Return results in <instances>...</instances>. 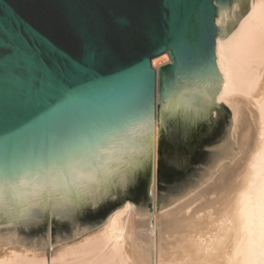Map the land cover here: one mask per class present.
I'll list each match as a JSON object with an SVG mask.
<instances>
[{
  "label": "water",
  "instance_id": "95a60500",
  "mask_svg": "<svg viewBox=\"0 0 264 264\" xmlns=\"http://www.w3.org/2000/svg\"><path fill=\"white\" fill-rule=\"evenodd\" d=\"M253 2L0 0V242L49 248L51 226L52 250L126 201L151 215L157 111V213L238 156L215 45Z\"/></svg>",
  "mask_w": 264,
  "mask_h": 264
},
{
  "label": "bare ground",
  "instance_id": "6f19581e",
  "mask_svg": "<svg viewBox=\"0 0 264 264\" xmlns=\"http://www.w3.org/2000/svg\"><path fill=\"white\" fill-rule=\"evenodd\" d=\"M215 56L223 79L216 101L230 108L236 148L242 138L238 156L218 164L209 182L153 226L126 201L98 230L62 243L49 258L45 248L0 242V264H264V0H254L227 38L217 35ZM170 62L165 53L153 67L159 73ZM158 129L157 111L153 173Z\"/></svg>",
  "mask_w": 264,
  "mask_h": 264
},
{
  "label": "rangeland",
  "instance_id": "374dc122",
  "mask_svg": "<svg viewBox=\"0 0 264 264\" xmlns=\"http://www.w3.org/2000/svg\"><path fill=\"white\" fill-rule=\"evenodd\" d=\"M228 109L230 110L229 106L227 104H225ZM217 112V111H216ZM214 114V118H216V120H218V118L216 117V113ZM156 167H157V163H156ZM151 192H152V195H153V202H152V205H151V208H152V213L151 215H146L145 217L146 218H150L152 220V216H153V223L155 222V219H156V216L157 215H160V214H163L165 213L166 211H168L169 208H165V210H161L160 212H156V209H157V206H156V200H157V176H156V168H155V172L153 173V178H152V182H151ZM204 201V200H203ZM199 204H194V206H192V208H195L197 205H200L201 204V201H198ZM134 205V204H132ZM134 207L136 208V206L134 205ZM157 213V214H156ZM100 228L97 227L91 231H96ZM50 232L51 231V226H50ZM51 243H52V236H51V233H49V248H45V252H46V256H48L47 258H49L51 256V254L57 249L59 248V246L62 244V243H59V244H55L54 247L52 248L51 250Z\"/></svg>",
  "mask_w": 264,
  "mask_h": 264
},
{
  "label": "snow or ice",
  "instance_id": "6c2138e0",
  "mask_svg": "<svg viewBox=\"0 0 264 264\" xmlns=\"http://www.w3.org/2000/svg\"><path fill=\"white\" fill-rule=\"evenodd\" d=\"M85 163H87V162L86 161H80V162L71 163L65 169V171L72 173V175H73L72 184L73 185H77V180L79 178L80 169L78 168V164H85ZM176 166L177 167L182 166V162L181 161H177L176 162ZM27 183H29V182L25 179L23 181H20L19 183H14L13 185H11V191L13 192L14 199H18L19 198L16 195L17 189L22 187L24 184H27ZM77 186H79V185H77ZM3 192H4V188L0 187V194H2Z\"/></svg>",
  "mask_w": 264,
  "mask_h": 264
}]
</instances>
